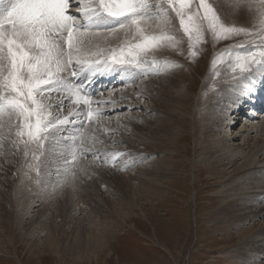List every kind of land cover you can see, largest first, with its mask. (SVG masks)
Masks as SVG:
<instances>
[{
	"label": "rangeland",
	"instance_id": "1",
	"mask_svg": "<svg viewBox=\"0 0 264 264\" xmlns=\"http://www.w3.org/2000/svg\"><path fill=\"white\" fill-rule=\"evenodd\" d=\"M209 2L216 8L224 23L238 27L252 26V23L232 19L233 15L230 19V14L228 15L230 20L226 19L225 15L228 13L226 1L218 5L213 0ZM71 3H74L71 9L72 14H77L78 5L73 0ZM172 17L177 23L174 14ZM176 25L175 34L183 40L181 45L183 54L158 50L155 52V57L176 61L181 66L165 73L150 72L148 74L147 77L153 80L164 79L163 82L161 81L163 88L158 91L157 97H154L156 101L154 104L144 97L142 101L139 100L142 97L140 95L134 96L141 103L139 108L131 109L123 106L119 107L118 111L104 112L102 110L100 125L106 129L105 132L104 130L97 132L98 124L91 126L92 128L87 125L82 127L79 123L69 125L68 132L71 131L73 135L69 136L72 139L79 137L75 139L77 152L73 156L76 159L79 156L75 167L80 163L81 167L84 166L83 174L77 177L75 172L78 168H74L72 180L66 178L62 181L66 187L70 188L69 195L60 188L55 192L52 191L53 194L51 191L42 190L49 185L57 188V180L62 178L63 173H53L49 183L45 177L43 178L44 170L41 160L32 159L30 153L22 160L20 166L12 162L10 157L7 162L4 157L7 153L9 154L8 139L0 146V166L5 168L7 165L6 172L9 176L8 178L6 174H0V194L6 196L3 198L0 196V207L3 208L0 210L2 212L0 214V264H60L58 254L52 255L51 250L46 247L45 237L39 236V240L33 237V233L36 234L41 230L39 226L42 227L48 222L57 225L56 230L63 239H66L64 243L68 244L59 247L62 252V263L73 264L71 260L73 251L69 248L74 241V236L76 232L82 230L85 233L90 228L79 229L81 227L74 224L75 218L78 217H80L79 221L83 219V223L92 221L98 227H108L107 229L112 231L110 240L114 241V252L120 261L115 262L112 258L104 264H264V245H252L253 241L264 239V192L254 200L250 198L254 196L251 192L253 186L235 187L237 183L244 182L250 177L246 172L249 166L245 156L261 135L259 132L256 134V131L250 130L251 121L249 120L259 125L260 120L264 119V108H259L258 105L250 106L252 113L241 114L236 118H233L234 110L224 108L225 132L220 134L214 132L209 134L210 136H205V126L211 117L206 107L215 97H223L221 87L231 83L226 79L228 76L233 77L228 63L220 64L213 69L211 61L214 55L239 44L244 37L214 42L211 35L206 33V42L199 46L198 56L190 60L187 39L179 30V23ZM160 51L164 52V55H158ZM176 72L184 73L185 81L176 75H170ZM133 73L134 80L130 78L127 84L132 85V89L128 86L131 92L138 90L139 83H136L144 78L136 75L137 72ZM128 74L130 73L118 76L123 77ZM249 75L252 76L253 72ZM241 79H234L233 83ZM112 82L115 84V80ZM112 82H110L111 85ZM189 83L192 84L194 98L191 114L189 109L185 112V108L180 107L177 100L182 89L187 91ZM205 85L207 88L203 91ZM125 87L127 86L124 83H117L109 89L98 91L95 94L96 98H105L107 101L99 105L94 104L93 107L105 108L124 98L123 94L130 90ZM198 103L203 107H197ZM224 104L227 105V102ZM142 106L155 110L145 111ZM69 107L63 105V114H68ZM214 107L217 108V106ZM175 108L181 110L177 112ZM56 110L59 111L58 108H54L53 112ZM137 113L143 116L148 115L146 116L148 119L144 120L146 123H141L142 119H136ZM232 114L233 117L228 119ZM150 115L152 118H149ZM130 118L137 124L123 123ZM162 118H164L163 122H161ZM105 124L107 127H104ZM140 128L143 129L142 136L138 133L141 131ZM150 128L152 132H149ZM76 129L78 131H75ZM137 129H139L138 132ZM148 133L154 135L156 139L152 140L151 145L140 144L137 141L138 137L150 138ZM246 134H250V139L244 142L242 137ZM226 136H229L230 140H226ZM82 140L83 148H81ZM216 140L220 141L219 144L225 143L229 147L242 148L234 162L226 164L223 160L215 163V158H208L211 155L208 149L209 144ZM51 141L53 142H47L45 147L51 145L49 143L59 144L56 139ZM13 152L17 155L20 151L15 149ZM115 153L123 155L116 156L113 162L108 154ZM1 158H3L2 161ZM163 158L166 162L161 166L160 160ZM260 159L262 157L258 158ZM199 160L203 162L199 163ZM153 167H158V170L163 169L159 173L160 176L153 178V173L149 174ZM262 167L256 172L258 177H264V167ZM25 172L27 175L23 176ZM139 178L144 179L145 189L142 190V194L138 191L136 194L132 190ZM33 187H36V190H42L40 196H28L29 189L32 190ZM76 188L79 191H75ZM22 190L24 192H21ZM11 201L19 204L20 209L9 210L8 203ZM31 201H33L32 205L29 204ZM260 205H263L261 211H259L262 207ZM30 219L34 220L33 225ZM68 220L71 221L64 224V221ZM61 236L60 239H62ZM35 243L36 249L33 248ZM257 251L263 253V256L254 260L249 257L250 254L256 255Z\"/></svg>",
	"mask_w": 264,
	"mask_h": 264
},
{
	"label": "snow or ice",
	"instance_id": "2",
	"mask_svg": "<svg viewBox=\"0 0 264 264\" xmlns=\"http://www.w3.org/2000/svg\"><path fill=\"white\" fill-rule=\"evenodd\" d=\"M75 3L77 14L70 12V0H7L0 5V146L11 137L15 148L23 145L25 156L31 149L36 161L37 151L42 155L66 125L102 124V109L93 105L104 101L92 100L72 78L114 71L159 74L181 66L155 57L161 49L183 54V40L172 31V14L187 39L188 59L198 56L206 33L214 42L243 36L239 44L214 55L213 69L228 63L233 79L254 70L264 73V0H234L237 8L246 5L252 12L251 27L224 23L209 0ZM121 33L123 39L113 45L112 38ZM65 101L70 102L67 115ZM108 155L114 162L123 154Z\"/></svg>",
	"mask_w": 264,
	"mask_h": 264
},
{
	"label": "bare ground",
	"instance_id": "3",
	"mask_svg": "<svg viewBox=\"0 0 264 264\" xmlns=\"http://www.w3.org/2000/svg\"><path fill=\"white\" fill-rule=\"evenodd\" d=\"M73 1H75V0H73ZM223 1H226V3H227L226 4L227 5V10L226 11L228 13L227 14L225 13L226 14L225 15L226 16V19L230 20L232 18V15H233V18L232 19H235L237 21L242 20L241 22H243V23H252V12L248 10V8H247L246 5H242L241 7L237 8L235 6V4H234V0H213V2L216 3L217 5H218V3L223 2ZM70 12L72 13V10ZM229 14L231 15L230 16V19L228 18V15ZM177 23H178V21H177ZM177 23L174 21V18L172 17V31H174V32L177 31V25H176ZM121 39H123V33L119 34L118 37L112 38L111 43L113 45H115V43L116 44L119 43ZM161 50H163V51L166 50V51H168V53L169 52L170 53L173 52L172 50H169V49H161ZM163 53L164 52H161L160 51V53H158V55L159 54L164 55ZM169 56L171 57V55H169ZM177 72L176 73H173V74H170V73L169 74L170 75H176L179 78H182L183 81H185V75H184V73H180L181 72L180 71L179 72L180 74H179ZM106 73L108 75L103 76L102 77L103 79L107 80V78L110 77L109 80H112L114 78V75H115L114 72H106ZM148 74L147 75H144V74L136 73V75H139V77L142 76L144 78L140 79V81H138L136 83V84L139 83L137 85V89L138 90L137 91H132V92H131V89H132L131 86L132 85L130 86V85H127V84L130 82V80H131L130 78L134 77L133 76L134 73L133 74L130 73L127 76H123V77L117 76L116 80L121 81V79H122L123 80V83L127 86L125 88H129L130 87L131 89L129 88L130 90L127 91V92H125L123 94V97L124 98H122V99L120 98L119 101L114 102V104H109L108 107H105V108L104 107H101V109L104 110V112H105V111H118L119 110V107H123V106L125 108L128 107V108H131V109L132 108H139V106L141 105V103H139V101L137 99H135V97L136 96H140V95H142V97L139 100L142 101L143 100V97H144L147 100H149L152 104H154V102H156L155 99H154V97H157L158 91H160L163 88L162 82L164 81V79H162V80H160V79L153 80V79H150L151 77H147ZM225 76H227V75H225ZM230 76H228L226 79L229 80V81H231V83H230L231 85L228 83V84L224 85V87H221V91H222L221 96H223V97H219V98L218 97H215V99L212 100L210 102V104L206 107V109L209 112V115L211 117L209 118V122L205 126L206 127L205 136H210L209 134H212L214 132L217 133V134H220L221 132H225L224 131V128L226 126V122H225L226 116L224 114V112H225L224 111V108H225V110L226 109H232V110H234L233 111L234 112V117H233V114H232V115H230V117H228V119H230L231 117H233V118L239 117L241 114H249V113H252L253 111L250 110V109H252V108H250V106L253 107V106L258 105L259 108H262V107L264 108V105H263L264 104V73H261L259 71H255L254 70L252 76L251 75H246L244 78H242L241 80H239L237 83H233L234 82L233 81L234 79H233V77H230ZM127 79H129V80H127ZM109 82L110 81H105V82L102 81L100 83V85L99 84L96 85L94 83L91 88L92 89H95L97 91H98V88L99 87L101 88V90L106 89V88L109 89V87H113L114 86V83L113 82H112L113 83L112 84L113 86ZM206 88H207V85L204 86L203 91H205ZM203 91H202V94H203ZM91 98L94 101H105L106 100L105 98H96L95 95L91 96ZM193 99L194 98H193V94H192V84L189 83L188 88H187V91H185V90L182 89V92L179 95V98L177 100H178V103H179L180 107H183V109L185 108V112H187L186 109H189V114H191L192 113V109H193V106H191ZM57 100H58V97L54 93L53 94L52 103L53 104H56ZM223 100L225 102H227V105L224 104L225 102L223 103ZM188 103H189V105H187ZM63 105L69 107L70 106V102L65 101V103ZM154 106L155 105H153V107ZM214 106H217V108H215ZM197 107H203V106L198 103L197 104ZM142 108L145 109V111H148V110L154 111L155 110V109L153 110L152 108H148L146 106H144V107L142 106ZM55 109H57V108H55ZM174 110L178 112L181 109L175 108ZM158 111H160V110H158ZM56 112H58V111L56 110ZM137 114H138L137 116L135 114L136 119H140V120L142 119L143 121L141 123H143V122L146 123V121H144V120H145L146 116H148V115L143 116L141 113H137ZM151 116L152 115H150L149 118H152ZM122 118H123V116H122ZM157 118H159V117H157ZM146 119H148V117ZM130 120H131V118H130ZM130 120H128V121H125L124 120L123 123H127L128 125H130V124H137V122H134L132 120L130 121ZM100 121L102 122L101 119H100ZM163 121H164V118L161 119V122H163ZM249 121H251L249 123L250 130L251 131H256V134H258V132H259L260 135H261V138L260 139H257L255 141V143L252 144L253 147L250 149V151L247 154V156H245L246 162H248V166H249L248 170L246 169L247 170L246 171L247 174H249V176H250L249 179L246 180V181H244V182L237 183L235 185V187H239L240 188L242 186H253L251 188L252 189L251 192L254 193V196H251L250 198L256 200L264 192L263 191V189H264V177H262V176L258 177L257 176V173H256V172H258V168L260 170V168L264 164V119H261L260 120L261 122H260L259 125H257L255 123V121H252V120H249ZM121 124H122V122H121ZM69 125H66L64 127V129L62 131L58 132L56 134L55 138L53 139V140H55V139L58 140L59 141V144H57V143H49L51 145H49L48 147H45L43 149V154L42 155H41V152L39 150L37 151V155H40V160L42 162V169L44 170V172L42 173L44 175L43 178L45 177L46 178L45 180L47 182L51 183V180L50 179H51V176H52L53 173H56V172H57L56 174H58V173H61L62 174L63 173L62 178H59L57 180L58 181L57 182V188L53 187L52 185H49L48 187L47 186L46 187H43L42 190L45 189L46 192H50L51 191V194H53L52 191L55 192L56 189L57 190L63 189L64 193H66L67 195H69L71 193L70 188L66 187L64 185V182L62 183V181H64V179H66V178L68 180H70V179L72 180L73 175H74V173H73L72 170L74 168H78V171L75 172L76 173L75 174L76 176L77 175H81L82 170H84V166L83 167L80 166L81 163H80V165L77 164V167H75L76 166V161H79V160H77L79 158V156H78L77 159H76L75 156H73L77 152L76 151V147L77 146H76V140L75 139H78L79 137H77L75 139H72V137L69 136L70 134L72 135L71 131L68 132ZM104 127H107V125L105 124ZM183 127H184V124H183ZM96 130H97V132L103 131V130H104V132L106 131V129L103 128V125H100V124H98ZM138 130L139 129H137V132H138ZM142 130L143 129H141V131L138 132L139 134H141V136H142ZM75 131H78V130L76 129ZM149 132H152L151 131V128H150ZM60 133H65L67 135L60 134ZM79 133H80V131H79ZM143 134H144L143 136L145 137V134H146L145 131H144ZM148 135H150V133H148ZM76 136H78V135H76ZM141 136H140V138L138 137V139H137V141H139L140 144L141 143H148V145H151V143H153L152 140H155L156 139V138L154 139V135H150V138L148 137L149 140H148L147 137L144 138V137H141ZM122 137H123V135H122ZM226 137H227L226 140H230V137L229 136H226ZM242 139L244 140V142L247 141V140H249L250 139V134H246L245 137L244 136L242 137ZM117 140H115V142H118ZM122 140H123V138H122ZM8 142H9V146H8L9 147V150H8L9 154L8 153L6 154V156L4 157V160L6 161L10 157V159H11L12 162L17 163L20 166L22 164V160H24V158L26 157L24 155L23 145L20 146V148H19V151L20 152H19V154L16 155V153L13 152V151L15 149H17V148H15L11 144V137L8 139ZM50 142H53V141H50ZM128 142H130V140H128ZM219 143H220V141H217L216 140V141H213V142H211L209 144V148L208 149H209V152H211V155L208 156V158L209 159L215 158V163H220L223 160L226 161L225 162L226 164H230V163L234 162V159L236 158L237 153H239L241 147L233 148V146L232 147L226 146L225 143H222V144H219ZM5 146L6 145H4V148H5ZM5 150H6V148H5ZM2 153H3V151H2ZM30 153H31V158L33 159L32 151L31 150L29 151V154ZM91 153H93V152H91ZM93 154H96V152H94ZM2 155H1V157H2ZM17 156H19V157H17ZM69 156L70 157L72 156V157L70 158ZM16 157L17 158H20V159L18 160ZM259 157H262V159L258 160ZM2 159L3 158H1V161H2ZM7 162H8V160H7ZM81 162H84L85 163V161H81ZM165 162H166L165 161V158L161 159L160 160L161 166L164 165ZM202 162L203 161L201 160L199 163H202ZM6 167H7V165H6ZM6 167L4 168V166L3 167L0 166V174L1 175L2 174L3 175L6 174L5 176L7 177L8 175H7V172H6L7 170L6 169H8V168H6ZM162 171H163V169L162 170L161 169L158 170V167H153V169H151V171H149V174L153 173V176H154L153 178H156L157 176H160L159 173H161ZM26 175L27 174L25 172L23 176H26ZM8 178H9V176H8ZM143 182H144V179L139 178L138 181H137V184H135L134 187L132 188V190H134L136 194H137V191H138V193H141V194H142V190L144 191L145 188L143 186ZM146 186H147V188H149V185L148 184ZM35 188L36 187H33L32 190L29 189L28 196H32V195L33 196H38V195L40 196L41 195L42 190L41 189L40 190H36ZM259 188H262V189H259ZM75 191H79V189L76 188ZM21 192H24V190H22ZM5 193H7V192H5ZM0 196H2V198L3 197H6V196H4L2 194H0ZM5 202H8V201H5ZM32 202L33 201L29 202V204L32 205L33 204ZM8 204H9V207H10V208H8L9 210H12V211H15L16 210L17 211V210L20 209V205L19 204H16V203H13L12 201L10 203H8ZM260 206H262V207L259 209V211H261L263 209V205H260ZM2 209L3 208L0 207V210H2ZM1 213L2 212L0 211V214ZM75 219H76V221H75L74 224H77L79 227H81L79 229H83L85 227H90V228H89L88 232H85L84 233V231L80 230L79 232H76V235L74 236V241L71 243V247L69 248V249H71L73 251V253L71 255L72 256L71 257L72 258L71 260H72L73 264H104L105 262H107L108 260H111L112 258H113V260L115 262H119L120 261L119 260L120 258L117 255H115V252H114L115 251L114 250V246H115L114 245V241H111L110 240V238H111L110 237V234H113V233H112V231H110V230L107 229L108 227L107 228L106 227L105 228L104 227H98L92 221L91 222H88V223L87 222L86 223H83V219L79 221L80 217L75 218ZM30 221H33L32 222V225L35 223L34 220H32V219H30ZM70 221L71 220L64 221V224H65V222L69 223ZM64 224H61V225L64 226ZM11 225L13 226V222L11 223ZM78 226L75 225L76 228H78ZM39 227L41 228V230L38 231L36 234L33 233V237H35V238H37L39 240L40 239L39 236L40 237L44 236L45 239L47 240V246L46 247H48V249L51 250V254L52 255L53 254H56V255L58 254L57 257H59L60 264H63L62 263V261H63L62 260V255H61L62 252H61V250H59L60 249L59 247H61L62 245L63 246L64 245L66 246L68 244L64 243L66 241V239H63V236H61V234L56 230L57 225H54L53 223L48 222V223L44 224L42 227L41 226H39ZM60 236L62 237V239H60ZM259 241H262V242H259ZM68 242H70V241H68ZM74 245H76V246H74ZM252 245L253 246L264 245V239L263 238H260V239H257L255 241H253L252 242ZM36 246L37 245L35 243V245L33 246V248L36 249L37 248ZM123 246H124V244H123ZM263 253H261L260 251H257L256 255H251L250 254L249 257H251L254 260V259L258 258V257L263 256Z\"/></svg>",
	"mask_w": 264,
	"mask_h": 264
}]
</instances>
